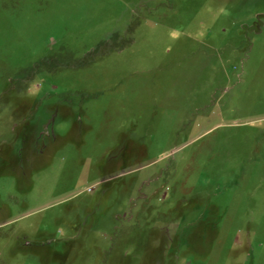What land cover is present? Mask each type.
<instances>
[{
    "label": "rangeland",
    "instance_id": "374dc122",
    "mask_svg": "<svg viewBox=\"0 0 264 264\" xmlns=\"http://www.w3.org/2000/svg\"><path fill=\"white\" fill-rule=\"evenodd\" d=\"M0 264H264V0H0Z\"/></svg>",
    "mask_w": 264,
    "mask_h": 264
}]
</instances>
